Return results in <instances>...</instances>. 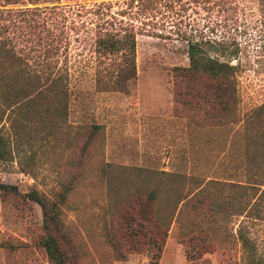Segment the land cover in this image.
I'll return each mask as SVG.
<instances>
[{
    "label": "rangeland",
    "instance_id": "rangeland-1",
    "mask_svg": "<svg viewBox=\"0 0 264 264\" xmlns=\"http://www.w3.org/2000/svg\"><path fill=\"white\" fill-rule=\"evenodd\" d=\"M56 1L59 6H71L73 12L65 23L72 41L69 127L56 139L50 136L47 143L38 138L32 148L25 149L23 159L0 163V184L14 186L18 192L0 199V264H49L37 245L41 210L25 196L34 188L53 198L61 184L71 179L76 181L60 217L79 264H146L148 258L142 254L119 259L120 252L111 243H123L117 213L129 195L157 187L162 206L178 196L183 176L248 181L254 175L241 157L248 138L264 131V118L258 119L255 112L264 104V51L259 49L264 39V6L257 0L207 5L188 0L183 11L178 0H163L141 18L128 5L130 0ZM77 10L80 13L76 16ZM102 24L106 29L135 32L136 79L129 94L99 93L94 87L96 62L89 43ZM230 27L237 42L255 45L242 58L237 77L242 122L197 128L172 111V70L188 65L181 33L201 31L218 36ZM8 120L0 117V133L5 136ZM91 124L100 126L101 134L83 152L85 128ZM227 193L225 188L220 191L221 195ZM256 214L255 220L245 219L242 224L247 226L256 258L264 262V210ZM241 220L233 217L221 222V231L230 234L226 248L195 262L185 259L177 243L178 225L173 222L159 264H249L248 250L233 240Z\"/></svg>",
    "mask_w": 264,
    "mask_h": 264
},
{
    "label": "trees",
    "instance_id": "trees-1",
    "mask_svg": "<svg viewBox=\"0 0 264 264\" xmlns=\"http://www.w3.org/2000/svg\"><path fill=\"white\" fill-rule=\"evenodd\" d=\"M158 1L163 0H130L128 5L138 16L146 18L156 9ZM187 1L178 0L181 10L186 11ZM193 1L207 5L230 0ZM257 2L264 6V0ZM57 3L56 0H0V117L9 119L8 134L0 133V163H10L15 157L23 159L25 149L32 148L38 138L47 143L50 136L56 139L69 127L72 41L65 23L73 12L71 6ZM77 8L90 10L85 6ZM79 13L77 10L76 16ZM97 29L89 43L96 62L92 73L94 87L99 93L129 94L136 79L135 32L106 29L103 24ZM232 30L230 27L218 36L204 35L201 31L181 33L188 65L172 70V111L175 117L197 128L242 122L238 116L237 77L243 67L242 58L255 45L237 42L230 35ZM213 32L212 28L210 33ZM77 39L76 34L74 40ZM260 41L259 49L264 51V39ZM255 112L258 119L264 118V104ZM100 130L96 124L86 126L83 152L98 139ZM248 140L241 157L247 162L248 171L254 173L248 181L183 176L178 196L162 206L157 187L127 195V204H121L117 213L123 243L111 242L114 250L120 252L119 259L125 260L135 253L146 255V264H159L170 226L176 222L177 243L185 259L199 261L205 254L226 248L229 243L230 234L221 231L220 223L241 217L233 240L248 250L249 264H264L256 258L247 226L242 224L245 219L255 220L256 213L264 210V131ZM75 181L62 183L53 198L34 188L25 196L41 210L42 227L37 245L44 250L49 264H79L77 250L60 217ZM222 188L228 193L221 195ZM12 193L18 195L14 186L0 184V199L5 200Z\"/></svg>",
    "mask_w": 264,
    "mask_h": 264
}]
</instances>
